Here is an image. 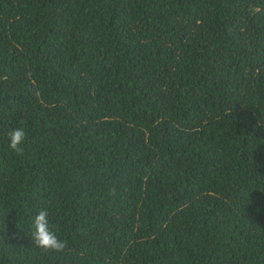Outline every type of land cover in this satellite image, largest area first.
<instances>
[{
	"label": "trees",
	"instance_id": "trees-1",
	"mask_svg": "<svg viewBox=\"0 0 264 264\" xmlns=\"http://www.w3.org/2000/svg\"><path fill=\"white\" fill-rule=\"evenodd\" d=\"M0 264H264V0H0Z\"/></svg>",
	"mask_w": 264,
	"mask_h": 264
},
{
	"label": "clouds",
	"instance_id": "clouds-1",
	"mask_svg": "<svg viewBox=\"0 0 264 264\" xmlns=\"http://www.w3.org/2000/svg\"><path fill=\"white\" fill-rule=\"evenodd\" d=\"M9 139V148L17 155H22L24 152V143L28 138V133L23 127L14 128L7 133ZM31 239L37 248L45 252L51 251L62 253L68 248V241L62 238L49 219V210L41 209L34 216L31 223Z\"/></svg>",
	"mask_w": 264,
	"mask_h": 264
}]
</instances>
